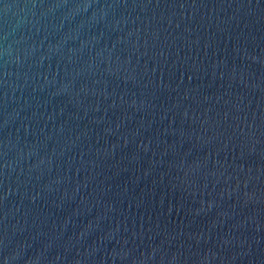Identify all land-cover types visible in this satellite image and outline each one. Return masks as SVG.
I'll return each mask as SVG.
<instances>
[{
	"label": "water",
	"instance_id": "obj_1",
	"mask_svg": "<svg viewBox=\"0 0 264 264\" xmlns=\"http://www.w3.org/2000/svg\"><path fill=\"white\" fill-rule=\"evenodd\" d=\"M0 264H264V0H0Z\"/></svg>",
	"mask_w": 264,
	"mask_h": 264
}]
</instances>
